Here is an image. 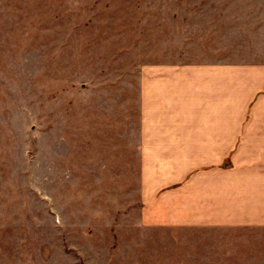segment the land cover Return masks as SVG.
<instances>
[{
  "label": "rangeland",
  "instance_id": "374dc122",
  "mask_svg": "<svg viewBox=\"0 0 264 264\" xmlns=\"http://www.w3.org/2000/svg\"><path fill=\"white\" fill-rule=\"evenodd\" d=\"M142 2L0 0V264H264V237L196 248L142 223Z\"/></svg>",
  "mask_w": 264,
  "mask_h": 264
},
{
  "label": "crops",
  "instance_id": "0c3cea01",
  "mask_svg": "<svg viewBox=\"0 0 264 264\" xmlns=\"http://www.w3.org/2000/svg\"><path fill=\"white\" fill-rule=\"evenodd\" d=\"M140 10L142 223L166 229L157 238L178 235L196 248L203 239L260 240L264 0H143ZM217 249L206 264L259 262L244 249ZM165 254L149 264H170Z\"/></svg>",
  "mask_w": 264,
  "mask_h": 264
}]
</instances>
